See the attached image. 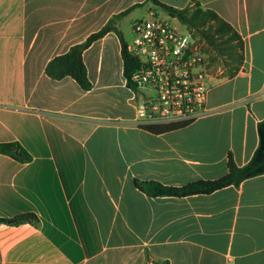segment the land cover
Wrapping results in <instances>:
<instances>
[{
    "label": "crops",
    "instance_id": "crops-1",
    "mask_svg": "<svg viewBox=\"0 0 264 264\" xmlns=\"http://www.w3.org/2000/svg\"><path fill=\"white\" fill-rule=\"evenodd\" d=\"M195 1L238 32L245 62L233 79L212 81L206 116L153 134L137 126L115 33L83 54L90 91L45 74L54 57L144 4L119 23L129 44L131 24L154 13L148 0H0V145L30 157L0 154V218L39 219L0 224V264H264V175L186 198H150L133 183L217 180L229 155L243 167L258 147L264 0Z\"/></svg>",
    "mask_w": 264,
    "mask_h": 264
},
{
    "label": "trees",
    "instance_id": "trees-1",
    "mask_svg": "<svg viewBox=\"0 0 264 264\" xmlns=\"http://www.w3.org/2000/svg\"><path fill=\"white\" fill-rule=\"evenodd\" d=\"M148 3H151L154 8L162 10L170 18L178 20L193 34L198 42L203 44L204 49L210 55V63L214 71L223 70V77L227 79H233L240 73L245 62V43L232 25L223 20L215 11L203 8L195 0H192L184 9L167 6L159 0H148ZM143 6L144 4L135 5L129 10L114 16L100 31L89 36L86 41L71 47L66 54L54 57L46 65L45 74L55 81L70 78L82 90L90 91L93 86L88 77L83 54L97 40L108 33H115L121 40L124 76L127 86L131 87L129 81L134 70L138 67V62L127 51L128 44L119 29V23L133 10ZM186 126L147 127L143 129L153 134H163ZM257 130L259 143L251 160L245 166L239 167L232 155H229L228 172L222 178L213 181H196L183 187H171L155 181L135 179L133 181L134 186L150 198H186L197 195H210L231 186L238 188L244 181L264 175V121L258 123ZM0 154L22 162L30 160L29 155L16 144L0 145ZM0 224H31L37 226L39 219L34 214H24L12 220L0 218Z\"/></svg>",
    "mask_w": 264,
    "mask_h": 264
},
{
    "label": "built area",
    "instance_id": "built-area-1",
    "mask_svg": "<svg viewBox=\"0 0 264 264\" xmlns=\"http://www.w3.org/2000/svg\"><path fill=\"white\" fill-rule=\"evenodd\" d=\"M127 51L138 67L129 90L140 128L189 125L207 115L214 71L203 44L178 20L151 13L131 24Z\"/></svg>",
    "mask_w": 264,
    "mask_h": 264
},
{
    "label": "rangeland",
    "instance_id": "rangeland-1",
    "mask_svg": "<svg viewBox=\"0 0 264 264\" xmlns=\"http://www.w3.org/2000/svg\"><path fill=\"white\" fill-rule=\"evenodd\" d=\"M151 11H154V13L155 14H157L158 15V17L159 18H161V19H168L167 18V16H166V14L164 13V12H162L160 9H156V8H151L150 9ZM142 15H143V12L141 11V9H138L137 11H136V13H135V16H137L138 18H141L142 17ZM146 17V16H145ZM137 18V19H138ZM142 19V18H141ZM128 24H129V22L128 21H125L124 22V28L125 29H128ZM129 39H130V41L132 40V36L130 37L129 36ZM223 71V70H222ZM218 77V79H222L223 78V74L221 73L220 75H218L217 76ZM214 83H216V84H218L217 82H214ZM215 84V85H216ZM222 88H223V86L222 87H219V88H214V90L212 91V93H211V96H216L217 95V93L220 91L221 92V90H222Z\"/></svg>",
    "mask_w": 264,
    "mask_h": 264
}]
</instances>
